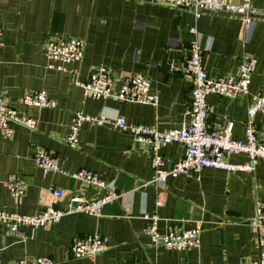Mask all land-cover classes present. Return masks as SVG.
<instances>
[{
	"label": "crops",
	"instance_id": "1",
	"mask_svg": "<svg viewBox=\"0 0 264 264\" xmlns=\"http://www.w3.org/2000/svg\"><path fill=\"white\" fill-rule=\"evenodd\" d=\"M239 3L241 0H230ZM256 8L264 0H252ZM0 93L8 104L27 112L35 129L11 124V139L0 133V209L32 215L45 206L64 208L73 195L103 196L97 189L73 179L80 170L96 173L118 195L104 205L98 216L74 213L39 229L23 228L20 239L5 232L0 224L1 264L49 257L54 264H242L255 259L258 237L248 222L256 203H264V160L252 172L228 173L202 169L196 176L168 178L159 189L149 184L152 177L150 154L131 135L111 126L82 125L79 147L65 144L72 117L87 115L122 117L129 124L154 126L168 131L187 121L191 83L169 72L173 61L182 63L190 42L204 49L203 68L211 77L236 73L243 57L256 59L249 96L235 98L208 95V131H221L233 123L232 139L244 141L247 108L251 97L264 95V18L251 21L248 31L238 17L203 13L196 18L188 9L170 4L138 0H0ZM77 38L85 42L83 59L69 65L75 72L48 69L43 52L45 41ZM105 68L115 79L118 91L124 78L146 75L151 92L158 96L156 107L94 100L83 95L78 82L89 73ZM44 91L55 101L54 108L21 105L28 92ZM264 131V113L254 116ZM52 151L61 170L44 174L34 163L36 149ZM171 161L183 157V147L172 143L159 150ZM233 163H245L243 154ZM14 175L24 183V194L14 203L4 183ZM54 189L63 196L54 198ZM158 217V230L201 228L195 249L170 251L151 245L143 215ZM98 234L109 247L93 258H73L69 247L75 237Z\"/></svg>",
	"mask_w": 264,
	"mask_h": 264
},
{
	"label": "built area",
	"instance_id": "2",
	"mask_svg": "<svg viewBox=\"0 0 264 264\" xmlns=\"http://www.w3.org/2000/svg\"><path fill=\"white\" fill-rule=\"evenodd\" d=\"M151 3L170 4L181 9L192 11L196 18L203 13H219L238 17L244 31H248L250 23L256 18H264V6L256 8L252 0H241L234 3L230 0H138ZM2 31L0 29V47ZM43 52L48 59V69L59 72H75L69 65L83 59L85 42L77 38H64L56 41H45ZM204 49L196 40L190 42L188 54L182 63L171 62L169 72L179 74L191 85L190 104L187 111V121L179 127L168 131H159L154 126L129 124L122 117L115 119L104 115L92 116L83 112H76L72 117L65 144L72 148L79 147V133L83 124L95 126H111L121 132L131 135L133 142L144 145L150 154L152 177L149 184L161 189L168 178L179 176H196L204 168L232 172H252L258 160H264V131L256 127L254 116L264 113V95L255 94L247 108L248 121L245 124L244 141L232 139L233 123H229L221 131H208L206 122L209 109L205 98L208 95L235 98L249 96V86L255 72L256 59L251 56L243 57L236 73L221 77H211L203 68ZM84 97L94 100L114 99L122 103L150 105L156 107L158 96L151 92V83L144 74H133L123 79L118 91L114 90L115 79L108 70L101 67L89 73L86 81L77 83ZM21 105L27 108H54L55 101L44 91L26 93ZM11 124L20 125L28 129L36 128V121L27 112L14 108L8 104L0 93V133L5 139H11L13 131ZM172 143H179L183 147V157L171 164L168 157L160 154L159 150ZM243 154L247 158L245 163L230 161L234 155ZM34 163L44 173L56 172L68 175L61 170L56 155L49 150L38 148L33 156ZM73 179L97 189H106L100 197L84 198L73 195L64 208L47 205L41 212L32 215L8 212L0 209V224L5 232L11 236L25 239L23 228L39 229L60 221L66 215L84 213L98 216L101 208L118 199L119 195L108 187L94 172L80 170L69 174ZM14 203L24 194V183L19 177L10 175L4 183ZM54 198H61V189H54ZM146 221L145 232L151 245L162 247L170 251L195 249L200 244L201 228L191 229L168 228L163 233L158 230L156 215H143ZM258 237L259 247L263 245L264 236V203H256L255 213L248 222ZM106 238L95 235L75 237L69 247V255L73 258H93L108 249ZM1 264V260H0ZM10 264H54L49 257L25 258L11 261ZM242 264H264V251L259 250L255 259H248Z\"/></svg>",
	"mask_w": 264,
	"mask_h": 264
}]
</instances>
